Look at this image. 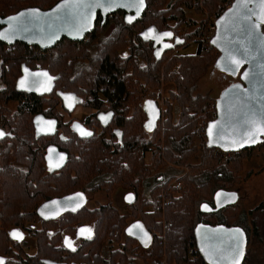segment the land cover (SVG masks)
Here are the masks:
<instances>
[{
    "label": "trees",
    "instance_id": "trees-1",
    "mask_svg": "<svg viewBox=\"0 0 264 264\" xmlns=\"http://www.w3.org/2000/svg\"><path fill=\"white\" fill-rule=\"evenodd\" d=\"M59 1L0 0V17L30 7L47 10ZM225 1L147 0L142 18L134 24L126 23L124 11L109 16L105 24L99 14L96 28L85 41L63 38L47 50L21 42L8 46L0 41V81L4 86L0 88V114L10 102L17 104L15 118L1 120L5 126H13V136L7 140L14 146L0 153V246L8 242V231L14 227L40 234L37 210L43 202L87 189L102 179L103 184L92 186L89 192L124 187L136 193L138 199L130 212L151 233L150 248L143 249L139 240L126 232L130 215L120 216L103 206L86 212L91 220L96 218V223H92V238L76 248V262L138 264L142 259L155 264H208L196 237L197 225L207 223L242 226L248 236L242 264H250L252 238L264 240V200L248 211L254 215L251 225L246 223L245 210L236 204L210 213L200 211L202 202L214 207L216 191H236L238 183L254 174L250 169L241 175L255 147L226 158L207 137V127L217 116L216 99L210 92H197V87L218 62L220 53L214 46H199L194 53H184L179 50L184 46L178 45L157 59L154 41L145 38L147 30L154 27L160 33L179 35L184 31L187 42L195 39L202 35L204 12L222 14ZM24 64L48 69L58 76L55 89L75 93L83 105L101 110L109 103L108 109L116 112L108 127H103L106 129L94 115L90 128L95 133L90 138L81 139L72 129H63L67 139L58 138L57 144L69 154V160L57 175L46 169L49 138L36 137L33 120L40 113L56 116L60 99L55 90L43 96L17 90ZM148 94L164 106L153 131L147 128L142 106ZM15 119L22 126H16ZM114 129L122 131V141ZM148 153L151 164L146 161ZM120 220L123 223H115ZM43 231L48 234L47 229Z\"/></svg>",
    "mask_w": 264,
    "mask_h": 264
},
{
    "label": "water",
    "instance_id": "water-1",
    "mask_svg": "<svg viewBox=\"0 0 264 264\" xmlns=\"http://www.w3.org/2000/svg\"><path fill=\"white\" fill-rule=\"evenodd\" d=\"M93 3H95V0H61L47 10L30 7L5 18L0 17V36L8 37L6 39L0 38V41L7 45H14L17 42L37 45L42 50H47L53 48L63 38L76 42L84 41L86 36L96 28L99 14L103 18L102 24H105L109 16L117 11H124L126 23L134 24L142 18L147 8V0H143L142 5L139 0H117L119 6L107 11L102 8L90 7ZM21 13H25V15L21 16ZM245 16H249L250 19L245 20ZM262 16H264V12L261 11L260 0H235L232 7L225 10L216 21L217 31L212 44L220 53L218 62L220 61L225 69L239 73L242 81L240 87L232 88L226 97L216 101L217 116L207 127V137L211 146L224 152H240L245 149H252L264 140V133L257 131V129L264 128V67H262L264 65V43H262V40H264V20L261 19ZM14 17H19V19H13ZM129 18H132L131 23ZM251 24H255L257 27L254 30L250 29L249 25ZM151 29L155 28H149L147 33ZM54 33L56 34L55 38L53 37ZM177 40L182 42L176 43ZM176 41L175 44L185 43L184 39L178 37ZM164 51L163 46L157 48L155 50L156 58L160 59ZM158 52L159 55H157ZM232 59L240 61L238 67L229 63V60ZM233 68H235V71H233ZM22 71L23 76L17 81V90L40 96L51 94L54 91L58 77L51 74L48 69L41 67L32 69L24 64ZM245 74H247V78ZM21 80L25 81L23 88L20 87ZM58 93L63 98L65 95H73V93H62L60 91ZM153 105L155 111L148 108V103L145 108L148 114L146 125L148 128L151 124L152 130L156 128L162 117L161 109L157 104L154 103ZM100 115L102 114H99L98 117ZM112 116L113 113H111V119L107 124L100 120L102 125L107 126L111 122ZM48 121H55L54 127L50 126ZM251 121H256V124L252 125ZM34 123L37 138L41 135L55 134L58 127L56 119L46 118L43 114L36 115ZM74 125H80L85 130L91 131L80 122H74L72 129L79 136L80 134L73 127ZM50 127H53L52 131L48 130ZM0 131L6 134L3 138L11 136L2 129ZM91 132L94 134L93 131ZM249 132L254 134L255 143H246L242 148L232 143L233 141L240 142L246 138V133ZM119 133H121L118 136L119 140H122V132ZM3 138H0V140ZM50 149H54L51 153L53 163L59 161L60 155L65 157L59 168L50 171L59 170L68 162V154L60 151L55 145L49 146L45 157L48 168L50 167L48 159ZM130 195L132 196V194ZM73 197L81 202V206L83 205V196L73 194L45 202L39 207L38 212L39 214L43 213V215L41 214L43 217L50 219L65 211L72 210L70 198ZM128 197L129 195H127V201L129 202ZM238 197V193L234 190L219 189L214 194V207L208 202H202L200 211L210 213L236 204ZM133 201L134 198L131 202ZM138 224L142 225L141 223H134L129 226L127 233L133 238L151 242L152 235L146 230L144 231L147 232L148 236L143 239L138 238L137 233L140 229L135 227ZM23 236L25 238L24 232ZM148 237L151 239L148 240ZM196 237L198 248L208 264L243 263L246 256L248 236L242 226L199 223L196 227ZM238 243L241 244L240 249L237 247ZM241 249L243 255L238 256ZM46 264L62 263L47 260Z\"/></svg>",
    "mask_w": 264,
    "mask_h": 264
},
{
    "label": "flooded vegetation",
    "instance_id": "flooded-vegetation-1",
    "mask_svg": "<svg viewBox=\"0 0 264 264\" xmlns=\"http://www.w3.org/2000/svg\"><path fill=\"white\" fill-rule=\"evenodd\" d=\"M171 33L173 34L171 38L159 36L157 33L154 35L155 38L150 37V39L154 41V54H155V50L157 48L163 46L164 44H170L171 47L164 48L165 51L163 52L162 57H164L168 53V51H170L171 49H175L176 46L181 45V47H182V46L186 45L187 41H186V38L183 37L182 33H180L179 35H175L173 32H171ZM177 37L184 39L185 43L184 44H175ZM85 40H86V38H85ZM157 40H159L160 42L158 43ZM8 46H12V45H8ZM22 66H21L20 77L23 76ZM3 87H4L3 83L0 81V88H3ZM16 87H17V85H16ZM55 88H56V85H55ZM55 88H54V90H55L54 94L57 95V97L60 99V102L56 107V111H57L56 116L55 115L49 116V115H45L43 113H40V114H43L46 118L56 119L58 122V127H57L55 134L41 135V136H46L47 138H49V144L46 148L45 157L47 154L48 147L51 145H55L59 148L60 151L66 152V151L61 149L60 145L57 144V142H58L57 139L59 138L62 140H66L67 138H66V136H64L63 129L66 131H68L69 129H72V125L74 122H80L87 129H89L95 133V131L90 128V126L93 124V116L94 115H96L102 129H106L103 127H108V125L111 122L107 126H103L99 117H98L99 114H107V113L111 112V113H113L112 120L116 115V112L113 109H108V107L110 105L109 103H105L104 109L97 110V109L92 108L89 105H83L82 99H80L78 96H76L75 93H73L72 96L75 97L76 99H75V101H71V103H73V107L71 109H69L67 107V105H68V103H70V101H67L65 99V97L67 95H65L63 98L58 93V91H60V92H62V91L59 89H55ZM19 91H21V90H19ZM21 92L23 93V91H21ZM62 93H71V92H62ZM105 99H107V98L105 97L104 100ZM148 102H153L152 104H154V103L157 104V106L161 109L162 115H163L162 104H161V102L159 103V99L156 98L155 96H151L150 94H148L142 100V106H143V110H144L145 114L147 115V120H148V114H147L145 108H146V104ZM22 103H23V101H22ZM78 106H82L84 108H88L91 110V112L89 114H87L86 118L81 119V118L74 117L73 114H74V112ZM16 107H17V104L10 102L7 109L3 113L0 114V129L4 130L7 134H11V136H6L5 138L0 140V153H3V152L7 153L9 151V149L12 146H14L13 141L7 140L8 138L13 136V134L10 131V129L13 126H11V125L5 126L1 122V120L7 121L9 119H14L15 115H16V110H17ZM127 112L130 113L132 111L128 110ZM5 114H8V116L5 117ZM11 115H14V117L11 118ZM15 122H16V124H15L16 126H19V127L22 126V123H20V121H16V119H15ZM34 127H35V133H36L35 123H34ZM72 131L75 133V135L77 137L81 138L73 129H72ZM151 131H153V130H151ZM116 132H122V131L118 130V129H116V130L114 129L115 135H116ZM81 139H83V138H81ZM118 140H119V137H118ZM122 140H123V133H122ZM122 140H119V141H122ZM263 144H264V140L262 141V143H260L258 145V147L259 146L262 147ZM262 159L264 160V157H262ZM68 160H69V154H68ZM67 164H68V162L65 164L64 167H62L59 170L50 171L48 166H47V162H46V158H45L46 169H47L48 173L51 175H54V174L57 175V174L61 173L67 167ZM1 167L2 166L0 165V168ZM96 184H103V180L100 179L96 183L90 184L87 187V189L76 191V192H70L64 196L49 199V200H52V199H57V198H62L65 196L73 195V194H81L84 198V203L79 209H77L75 211L68 210V211H65V212H63V213H61V214H59L53 218H50V219L43 217L41 214H39V212L37 210L38 217H39L37 229L41 231L39 235H33V234L26 233L20 227H14V228L9 229V231H8L9 236H10V233L16 229V230H19L20 232H22V234L24 232L25 238L22 241H17L10 236V239L8 240V242L5 245L0 246V257L4 258L7 262V264H46L47 260H50V261H53L56 263H62V264H88L87 261L85 262L82 259H80L78 262H76V260L74 259L76 257V254H75L76 248H78L81 244L86 243L87 241L90 240V239L86 238V235L85 236L80 235V229L81 228H90L92 230V236L94 233V226L92 223H96V218L94 220H91L90 218H88V216L86 215V212L88 213V210L101 208L103 206L107 207V208L110 207V208H113L115 211H117L120 216L130 215L127 217V223H130L129 226H131L134 223H141V224L143 223L139 218L135 217L134 214H132V212H130V206L133 205L138 199V197L134 191H132L130 189H126L124 187H119L116 189H112L111 191L106 190L105 188H100L98 190H95L94 192H89V189ZM119 190H122V194H123V195H121L122 204L119 201V205L121 208H119V206L117 204H115V202H116L115 195H116V192ZM101 192L106 193V195H107L106 198H107L108 202L97 203L94 200L95 194L101 193ZM130 194H132V197L134 198L133 202L127 201V195H130ZM49 200H47V201H49ZM87 200L94 202V205H89ZM47 201H45V202H47ZM45 202H43L42 204H44ZM78 216H81V217L78 218L77 220H75V217H78ZM104 220H106V219H104ZM106 221L108 223H110V220H106ZM45 223H50V224L45 225ZM115 223H123V220L117 221ZM246 223H252V221L246 220ZM0 227H1V225H0ZM143 227H144V225H143ZM44 229H47L48 234L44 233V231H43ZM144 230L148 231L145 227H144ZM126 232H127V230H126ZM37 239H38V242H37ZM138 240L140 242V245L143 247V249L150 248L151 242L140 240V239H138ZM39 242L41 244L40 246H39ZM68 242L72 243L73 248L75 249L74 251L72 250V248H69L67 246ZM145 242H147V246H146ZM115 244L117 245V243H115ZM39 247L42 249V250H40L41 252L39 251ZM151 261L152 260L147 261L145 263L147 264L148 262H151Z\"/></svg>",
    "mask_w": 264,
    "mask_h": 264
},
{
    "label": "rangeland",
    "instance_id": "rangeland-1",
    "mask_svg": "<svg viewBox=\"0 0 264 264\" xmlns=\"http://www.w3.org/2000/svg\"><path fill=\"white\" fill-rule=\"evenodd\" d=\"M204 13H205L204 14L205 20L203 22L202 27H206L209 18H214L217 16L215 12L205 11ZM183 33L184 31L182 32V34ZM157 34H161V33L157 32ZM193 40L194 39H190V41L187 42V44L189 45L182 47L180 51L184 53L196 52L198 47L196 45L190 44ZM241 85H242L241 75L237 72H232L225 69L222 66L221 62L219 61L209 69L208 73L203 78H201V80L198 83L197 92L200 93L210 92L211 95L217 101L226 97L232 88H237L240 87ZM163 94L166 97L167 91L165 90ZM162 109H164L163 104H162ZM90 112H91L90 109L84 108L82 106H78L73 115L74 117L84 119L86 118L87 114H89ZM253 150H254L253 158L251 161H246L244 170L241 175L245 176L250 169L254 171V174L249 179L242 181L240 184L238 183V185L236 186V192L238 193L239 196L236 205L242 208L243 210H245L247 214L246 216L248 217L247 220L252 221V223H254V215L251 217V214L250 212L248 214V211L252 210L257 204H259L261 201L264 200V160L262 159V156L264 155V146L262 147L257 146ZM146 161L148 164H151L152 162L151 153L147 154ZM261 168L262 171L257 172V170L259 171V169ZM121 195H123L122 190L117 191L115 195L116 198L115 204H117L119 208H121L119 205V201L122 204ZM106 197H107L106 193L101 192L95 194L94 200L97 203H105L108 202ZM87 201L89 205H94V202H91L90 200ZM262 218H264V216H262ZM250 249H251L250 264H264V240L259 241V239L257 238H252ZM138 264H146V263L142 259H139ZM147 264H155V261L148 262Z\"/></svg>",
    "mask_w": 264,
    "mask_h": 264
},
{
    "label": "snow or ice",
    "instance_id": "snow-or-ice-1",
    "mask_svg": "<svg viewBox=\"0 0 264 264\" xmlns=\"http://www.w3.org/2000/svg\"><path fill=\"white\" fill-rule=\"evenodd\" d=\"M139 3L142 5L143 4V0H139ZM119 6L118 3H117V0H95V3H93L92 5H90V7L92 8H102L104 9L105 11H107L108 9H111V8H115ZM260 6H261V11L264 12V0H260ZM25 15V13H21V16ZM13 19H19V17H14ZM245 20H248L250 19L249 16H245L244 17ZM262 20H264V16L261 17ZM129 22L131 23L132 22V18H129ZM257 27V25L255 24H251L249 25V28L250 29H255ZM156 33V30L155 29H151L149 30V32L147 34H145V38H149V37H152V38H155L154 34ZM159 36H162V37H167V38H171L172 37V33L171 32H164V33H161V34H158ZM53 37L55 38L56 37V34L54 33L53 34ZM0 38H8L7 36H0ZM157 42L159 43L160 41L157 40ZM182 41L180 40H177L176 43H181ZM213 43H215V41H213ZM262 43H264V40H262ZM164 48H168V47H171L170 44H164L163 45ZM157 55H159V52L157 53ZM229 63L230 64H234L235 66H239L240 64V61L238 60H229ZM262 67H264V65H262ZM233 71H235V68H233ZM47 75V74H45ZM246 78H247V74H245ZM51 79V78H50ZM25 85V81L24 80H21L20 81V87L23 88ZM46 90H49V89H46ZM65 99L67 101H70V103H68L67 107L69 109H71L73 107V103H71V101H75V97L73 96H66ZM148 108L149 109H152L153 111H155V108H154V105L152 104V102H148ZM99 119L101 121L104 122V124H107L109 122V120L111 119V113L107 114V115H100ZM252 125H255L256 124V121H251L250 122ZM48 124L50 126H53L55 125V121H48ZM53 127H50L48 130L49 131H52L53 130ZM80 134V136L82 137H91L93 135V133L91 131H87L85 130L84 128H82L80 125H74L73 126ZM148 130L151 131L152 130V125L150 124L148 126ZM257 131H260L261 133H264V128H260V129H257ZM6 134L3 132V131H0V138H3ZM117 136H120L121 133L117 132L116 133ZM254 134L249 132V133H246V138L242 139L240 142H236V141H233L232 143L234 145H237L238 147H244L246 143H255L256 140L253 138ZM54 151V149H50L49 150V170H53L55 168H59L61 166V164L63 163L65 157L63 155H60L59 156V161L56 162V163H53L52 162V155L51 153ZM72 203H71V208L73 211H75L77 208L81 207V202L76 200L75 197L73 198H70ZM133 199V197L131 195H129L128 197V200L129 202H131ZM43 215V213H41ZM136 228H139L140 231L137 233V236L138 238H141L143 239L144 237H147L148 234L146 231H144L143 229V226L142 225H136L135 226ZM80 235L81 236H85L86 235V238L87 239H91L92 238V230L90 228H81L80 229ZM242 235V234H241ZM10 236L17 240V241H22L24 239V236L21 232H19L18 230H14L10 233ZM151 238L148 237V240H150ZM146 243V246H147V242ZM69 248H72V250L74 251L75 249L73 248V245L71 242H68V245H67ZM237 247L238 249L241 248V244L238 243L237 244ZM243 255V251L242 249L238 252V256H242ZM0 264H7L6 260L2 257H0Z\"/></svg>",
    "mask_w": 264,
    "mask_h": 264
},
{
    "label": "built area",
    "instance_id": "built-area-1",
    "mask_svg": "<svg viewBox=\"0 0 264 264\" xmlns=\"http://www.w3.org/2000/svg\"><path fill=\"white\" fill-rule=\"evenodd\" d=\"M234 1L235 0H226L224 3L225 10L231 8ZM220 15L221 14L217 15L214 18H209L208 22L206 24V27H203L202 35L195 38L190 44L196 45L198 48H199V46L205 47L207 49L213 47L212 40H213V38L216 34V31H217L216 21ZM234 153L235 152H224L223 151V154L226 158L229 157L231 154H234ZM180 186H181V183H178L177 187H180Z\"/></svg>",
    "mask_w": 264,
    "mask_h": 264
}]
</instances>
